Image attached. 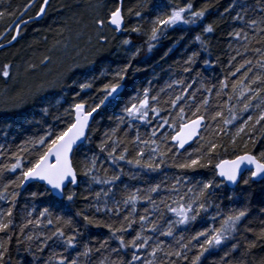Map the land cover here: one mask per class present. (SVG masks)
<instances>
[{
  "label": "trees",
  "instance_id": "16d2710c",
  "mask_svg": "<svg viewBox=\"0 0 264 264\" xmlns=\"http://www.w3.org/2000/svg\"><path fill=\"white\" fill-rule=\"evenodd\" d=\"M42 3L43 0H0V12L5 13L0 17V38L23 12L25 14L21 19L34 17ZM189 4L191 9L183 13V18L188 23L160 26L159 38L151 39L152 28L157 26L155 22L158 19H165L172 11L186 8ZM118 6L122 8L124 18L122 32L117 37L113 36L114 33H108L106 40L105 37L101 40L95 39L86 55L78 60H69L63 52L68 37L72 38L81 31L92 35L97 14L107 21L110 12ZM241 6L249 8L245 19L259 20L264 16V13L259 11V0H123L122 4L119 0H51L44 17L40 21L26 24L21 29L17 41L0 51V65H3V70L5 65L9 66L7 79L2 75L3 70L0 71V166L14 163L16 154L24 157V163L34 159V156L30 157L29 152L20 151L21 146L32 150V145L27 143L30 139H38L49 129L60 131L67 127V122L73 120V116L68 113L75 103L86 101V107L90 108L100 102L104 96L101 89L106 84H120L117 93L113 94L115 99L109 97V100L105 101V105L95 116L88 138L74 153V164L78 170L77 186L72 187L76 192L74 201L65 200L61 204L57 202L56 197L39 195L44 191L43 187L31 188L30 191L38 193L35 198L30 192L18 189L22 191V195L16 201L13 216L10 218L13 224L7 232L0 233V243L8 249L5 264H58L62 256L67 258L65 264H70L72 259H76L77 264H119L121 260L128 264L135 250L128 248L113 251L119 247V242L111 238L107 228L86 225L83 215L93 216L119 227L121 223H125L123 216L131 212V206H121L120 215L117 216L107 211L104 202L107 200L108 207L111 208L114 201H123L129 194L136 193L140 197L136 212L133 213L137 223L132 225L130 231L117 233L123 235L126 240H131L140 232L141 215L150 217L165 228L166 221L170 223L179 219L167 210L165 204L159 203L162 198L166 204L177 207V204L173 203L174 200L183 197L180 202L187 203L193 197L198 198L202 184L209 180L219 183L220 187L215 188L214 194L207 198L208 211L202 212L188 225L174 226L175 235L179 238L183 234L185 239L181 243H187L189 238L201 231L209 232L210 238L214 234L212 230L219 229L227 216L247 208L248 216L237 226V231L226 234L228 239L221 245L209 248L199 264H261L264 260V240L258 239L254 233L264 229V183L250 182L245 185L240 181L237 187L231 190L217 178L212 168L181 170L167 166L188 157L185 150L180 152V155H175L179 151L171 140L161 142L159 137L153 139L157 140L161 148L167 145L172 149L163 157L165 164L161 165L159 171L152 172L126 162L139 158L137 152L140 149H144L142 160L147 162L151 148L155 147L136 141L137 132L142 139H147L152 129L155 128L158 133L162 131L158 125L165 119L170 122L175 120L178 127L180 121L176 118L179 108H185L187 120L204 99L208 100V105L201 108L200 113L205 116L200 135L203 139L199 138L186 148L187 151L192 152L193 157L203 155L207 151L208 141H213L223 145L217 148L214 163L234 158L245 151L259 158V154L264 151V121L254 128V122L250 123L239 136H236V130L242 123L239 118L228 125L223 123V118L230 116L229 107L233 108L238 117H246L248 114L256 117L261 108H264V105H261V108L256 107L260 103L258 99L252 102L248 113H242L243 101L238 102L239 87L236 93L232 91L233 83L241 80L245 69L235 76L231 73L244 60L251 59L253 65L247 66L253 69L249 73L251 78L260 71L254 67L255 62L261 58L255 49L264 52V40H261L264 33L257 35L258 28L253 31L235 20L238 13L243 14ZM200 11H204V16L196 18L193 13ZM137 12L140 13L139 16L136 15ZM209 25L213 27L211 33L205 31ZM134 28L138 31H133ZM242 28L248 32L250 42L237 40L233 36L234 32ZM12 32L13 29L7 38ZM197 37H200V40H197ZM125 40L129 43L124 44ZM245 43L248 44L247 50L244 48ZM190 59L192 62L188 63ZM125 67L127 71L121 80L115 74ZM225 80L228 87L222 89L221 84ZM249 82L250 79L244 81V84ZM82 83H91L92 87L81 91ZM252 87L256 89L264 85L257 84ZM145 91L148 92L150 107L157 108L160 114L157 116L149 111L148 122L131 120L124 109L131 103L142 100ZM192 93L196 94L195 99L192 98ZM178 95L183 96V99L173 107L171 101ZM230 95L231 101L228 99ZM152 97L156 99L153 100ZM261 97L264 98V93H261ZM217 111L223 112V118L213 120L212 117ZM120 117H124V120L121 121ZM163 131L169 136L174 134V129L168 125H163ZM249 134L255 143L249 142ZM233 138L236 140L235 145L232 144ZM245 142H248L246 149ZM201 145L204 146L203 149ZM101 146L105 147L103 152L100 150ZM113 147L116 149V155L127 149L125 160H117L115 163L112 161L108 152ZM198 149L200 151H197ZM93 157L97 158V167L90 175L94 174L100 180H110L113 174H118L120 179L112 184H97L90 176L83 175L84 161ZM4 175L14 178L16 174L5 172ZM177 177L180 178L179 183ZM156 184H161V188L151 195L163 210V217H160L159 211L153 209L151 202L145 200L147 189ZM173 186L179 189V192H173ZM108 189H111V192L105 196L104 193ZM137 189L141 191L137 192ZM188 189L192 191L189 192ZM98 192L101 194L100 199L96 197ZM8 207L9 204L0 201V212H5ZM45 207L49 208L51 216L43 218L40 227L29 225L24 228V234L21 235V228L26 220L40 219L39 212ZM97 207L100 208L99 212L96 211ZM145 209L148 211L145 212ZM29 212L32 213L30 217ZM57 217L62 218L59 223ZM49 218L53 220L52 225L47 223ZM68 219H71V225L64 223ZM146 226L151 227V223L146 222ZM57 227L62 228L66 236L75 235L77 246L66 250V246L54 237L47 241V247L42 252L37 251L38 247L45 243L44 237L51 235ZM246 228L251 231H245ZM74 229H78V233ZM29 235H32V240L27 239ZM141 235L152 237L148 247L136 253L142 258L152 259L148 254L158 243L163 244L165 250L169 245L180 250V245L171 237L149 231H144ZM204 239L205 237H200L199 241L193 240L192 245H189L191 250H183L188 260L171 257V261L176 264H191L193 257L199 254L200 244ZM105 240L108 244H104ZM252 241L257 246L249 250L247 244ZM102 244L104 247L101 248ZM233 245H236L235 249ZM86 247L91 249L89 255H81ZM163 259H166L163 253L157 252L158 264ZM135 264H143V260L136 261Z\"/></svg>",
  "mask_w": 264,
  "mask_h": 264
},
{
  "label": "snow or ice",
  "instance_id": "6c2138e0",
  "mask_svg": "<svg viewBox=\"0 0 264 264\" xmlns=\"http://www.w3.org/2000/svg\"><path fill=\"white\" fill-rule=\"evenodd\" d=\"M44 5L48 4V0H43ZM122 4L123 0H119ZM242 13H238L235 16V20L239 21L240 23L246 25L247 27L251 28L253 31H256L258 28L257 35L259 33H264V27H260V25H264V16H261L259 20L257 19H245L248 14L249 8L247 6H241ZM191 9V5L189 4L186 8H180L179 10L172 11L171 15L165 19H158L152 28L151 39L157 40L158 33L161 32V27L163 25L172 26L178 22L188 23L187 20H184L183 13ZM27 9H25L26 11ZM259 11L264 13V0H259ZM41 14L44 12V7L40 9ZM5 15L4 12H0V17ZM136 15H140L139 12ZM193 15L196 18H202L204 16V11L195 12ZM99 29H103L105 25L104 19H98L96 21ZM107 23L111 26H114L112 29L113 31H120L121 26L123 24V14L121 7H115L114 10L110 12V15L107 19ZM133 31H138V29H133ZM205 31L208 33L213 32V27L209 25L205 28ZM233 36L237 40L243 39V41H249V34L244 29H240L233 33ZM107 39L106 37L104 38ZM255 39V37H253ZM197 40H200V37H197ZM264 40V37L261 38ZM250 42V41H249ZM260 42V41H258ZM129 41L125 40L124 44H128ZM203 43V42H202ZM244 48L247 50L248 44H244ZM257 53H260L261 58L255 62L254 67L260 69L254 76L249 78V73L253 71L252 67H247L249 65H253V61L251 59L244 60L243 63L239 65L235 69L234 72L231 74L235 76L237 73L241 72L242 69L245 71L242 73L241 80L233 83L232 91L233 93L237 92V88L239 87V95H238V102L243 101V107L241 109L242 113H248L250 107H252V102L256 100H260V103L256 105L257 108H261V105H264V98L261 97V93H264V87H258L253 89L252 85H264V52L261 49H255ZM239 54V51H238ZM235 59V57H232ZM191 59L188 63H191ZM130 66V65H129ZM9 66L5 65L2 75L4 78L9 77ZM127 71V67L119 70L116 72V76L119 79L124 78V73ZM185 71H190V69H185ZM250 82L248 84H244V81ZM91 83H82L80 84L81 91L91 88ZM190 88L191 85H188ZM222 89L228 87L227 81H223L221 84ZM120 88L119 83H109L106 84L101 91L104 92V96L100 100L98 104L92 105L90 108L86 107L85 102L75 103L74 107L72 108L71 112L68 115L74 117L73 120L67 122V127L60 130L55 131L53 129H49L45 135L40 136L38 139H30L27 143L32 145V150L21 146L20 151L29 152L30 157L34 156V159H29L27 163H24V157L16 154L14 156V163L11 164H4L0 166V201H4L10 205L5 212H0V233L7 232L9 227L13 224V220L10 219L13 216V209L16 207V201L21 197L22 191L30 192L33 198L37 197L38 193L34 191H30L33 186L36 187H43L44 191L39 193V195H47L53 196L58 198V203L63 204L65 200L68 202L74 201L76 197V192L73 190L72 186L77 185L78 183V170L76 165L74 164V153L78 151L79 144L78 142H83V140L87 139L86 131L89 129V119L93 117L94 113H97L101 107L105 105V101L109 100V97H115L113 94L117 93L118 89ZM210 91V90H207ZM251 93V95H248ZM187 94V93H185ZM192 98L195 99V93H192ZM219 95V92L217 93ZM245 97L247 99L245 100ZM153 100L156 97H152ZM183 96L178 95L175 97L174 100L171 101L173 107H176L177 102L181 101ZM229 101L232 100V96L228 97ZM208 105V100L204 99L199 107L195 108V111L192 112L191 117L185 120L186 112L184 107L179 108V112L177 118L180 123L179 126H176V121H169L167 119L163 120V123L158 125L161 128V132H157L154 128L151 131V135L147 139H142L139 133L137 132L136 141L148 145L152 144L155 147L151 148V155H149L147 162H144L142 158L145 155L144 149H140L137 152V159L134 160H127L128 164H134L138 168H145L152 172H156L160 170L161 165L165 164V160L163 157L167 155L168 152L172 151L170 147L167 145L164 148L160 147V144L157 143L156 139L153 137H159L161 142L166 140H171L173 145L178 149H184L187 155V159L183 161L176 162L173 165L167 166H174L178 167L181 170H196L197 168L205 169V168H212L214 169L216 175L223 178V180L229 182L230 184L236 185L239 181H242L243 184L248 185L250 182H255L259 179L260 182L264 183V151L259 154V158L256 155L251 154L248 151H245L243 154H239L236 156L235 159L229 160H219L214 161V154H216L217 148L223 147V145L208 141L207 151L203 153V155L193 157L192 152L187 151L185 149V145L188 144L194 137L200 135V126L205 121V116L200 114L201 108ZM191 107V105H187ZM124 111L126 112L127 116L131 118V120H140L143 122H148V112H154L158 116L159 110L155 107H150L149 99H148V92H144V98L139 100L138 102H133L130 106H126ZM228 112L230 116L228 118H223V112L217 111L214 116L212 117L213 120L216 118H223V123L225 125L231 124L233 121L237 120L238 118L242 121V123L238 126L236 130V136H239L241 133H244L248 125L252 122V127L254 128L255 125L261 124L264 121V108H261L258 116L254 117L251 114H248L246 117L240 115L239 117L234 114V110L232 107L228 108ZM121 121L124 120V117H120ZM163 125H168L169 127L174 129L173 135H168L163 131ZM223 131V129H221ZM107 135V134H106ZM203 139V137H200ZM249 142L255 143V140L249 134ZM236 140L233 138L232 144L235 145ZM203 145H201V149H203ZM248 147V142H245L244 148ZM102 152L105 150L104 146H101L100 149ZM197 151H200L198 149ZM127 149L124 150L120 155H116V149L113 147L109 152L108 155L115 163L117 160H125L126 158ZM159 154V156L157 155ZM180 152H176L175 155H180ZM96 157H93L91 160L84 161L85 170L83 171V175L90 176V179L97 183L103 184H112L114 181L120 179V175L113 174L110 180H100L94 174L97 164H96ZM5 172H10L16 174L14 178L6 177L4 175ZM123 170L121 169V173ZM247 176V178H244ZM180 182V178L177 177V183ZM220 187L219 183H214L212 180H209L206 183L202 184V187L199 189L198 198L193 197L187 203H181L180 201L183 200V197H180L179 200H174L173 203L177 204V207H172V205L166 204L165 200L162 198L160 200V204H165V207L168 211L174 213L179 217L178 220L167 222V227H162L156 221H152L150 217L146 215L139 216V224H140V232H137L131 240H126L123 235H117V233H124L131 230L132 225L137 223V220L133 217V213L136 212V204L140 200V197L136 193L129 194L126 199L123 201L116 200L111 208L108 207V202L105 200V208L107 211L112 212L114 215L119 216L121 211V206L124 208L131 206V212L127 215L123 216V221L125 223H121L119 227H114L112 223H108L106 221L98 220L93 216L83 215V219L86 222V225H91L94 227H104L107 228L108 232L111 233V238H115L119 242V247L113 249V251H120V249H128L132 248L135 252L132 255L131 261L128 264H135L136 261L143 260V264H158L157 262V252H162L163 256L166 259L160 260L159 264H176L175 261H171V257H176L177 260L184 259L188 260V256L184 249H189V245H192L193 240L199 241L200 237H205L204 241L200 244L199 254L195 255L191 260V264H199L201 257L204 255L205 252L209 251V248L221 245L225 240L228 239L226 234L233 233L237 231V226L244 220L246 216H248V209L242 208L239 211L234 212L232 215L227 216L226 219L223 220L219 229H213L212 234L209 238V232L201 231L198 234L192 236L187 240V243H181L185 239L183 234L177 238L174 232V226L176 225H188L190 222H193L201 215L202 212L208 211V203L207 198L211 197L214 194V189ZM161 188V184H156L153 187L147 189L148 195L145 196V200L151 202L153 205V209L155 211L160 212V217H163L164 213L158 205L157 201L153 198L151 193H157ZM209 189H213V191H208ZM173 192H179L175 186L171 189ZM140 189H137V192H140ZM189 192L192 189H188ZM108 192H111V189H108L104 195L107 196ZM100 193H96L97 199H100ZM97 212L100 211V208L97 207ZM148 209H145L147 212ZM6 213V214H5ZM191 213V215H189ZM80 213H78L79 215ZM32 215L31 212L28 213L30 217ZM51 216V212L48 207H45L42 211L39 212L40 219H27L26 223H24L23 227L21 228V235L24 234V228H27L29 225H35L36 227L41 226V220L45 217ZM57 223L62 219L61 217H57ZM215 219V217H213ZM146 222L151 223V227L146 226ZM47 223L49 225L53 224L52 219H48ZM66 225H71V219L64 221ZM78 233V229H74ZM149 231V232H158L160 236L164 237H171L176 244L180 245V250L173 248L169 245L167 250L164 249L163 244L158 243L154 247H152L151 251L149 252V256L152 259H145L141 256L137 255L139 251L143 248L148 247L149 241L152 239L151 236H143L141 235L142 232ZM245 231H251V229H245ZM257 235L258 239L264 240V229H261L259 233H254ZM56 238L59 243H62L66 246V250L69 248H75L77 245L75 243L76 236L75 235H68L66 236L64 230L62 228H55V230L51 233V235H47L44 237L45 243L38 247L37 251H43L45 247H47V241L53 238ZM28 240H32V235L27 237ZM9 240H11V236H9ZM104 244H108V241L105 240ZM104 244L101 245V248L104 247ZM257 245L254 241L249 242L247 244V248L250 250L255 248ZM235 249L236 245L232 246ZM8 249L0 243V264H5V255L7 254ZM91 249H87L81 253V255L87 256L89 255ZM99 251V249H97ZM62 255V254H61ZM36 259V257H33ZM67 258L63 257L59 260L58 264H65V260ZM70 264H77L76 259H72ZM119 264H124L121 260ZM243 264V262H240ZM261 264H264V260L261 261Z\"/></svg>",
  "mask_w": 264,
  "mask_h": 264
},
{
  "label": "rangeland",
  "instance_id": "374dc122",
  "mask_svg": "<svg viewBox=\"0 0 264 264\" xmlns=\"http://www.w3.org/2000/svg\"><path fill=\"white\" fill-rule=\"evenodd\" d=\"M34 1H36V0H34ZM97 9H99V8L97 7ZM24 14L25 13L23 12L17 20H19ZM98 15L99 14H97V17L94 19V29H93L92 35H88L85 31H81L80 34H76L72 38H71V36L68 37L67 44L63 48V52L65 53L66 57L69 58V60L70 59L78 60L84 54L86 55L87 52L89 51V48L92 46V43L95 41V39L101 40L102 37H106L108 35V33H110V34L114 33L113 36L117 37L122 32V30L113 31L112 29L111 30L113 32H110L111 30H109V28H108L107 21H105V25H104L103 29L102 30L99 29L96 21L98 19H101V17H99ZM13 25H14V23L7 30V32H9V33L11 32ZM2 70H3V65H0V71H2Z\"/></svg>",
  "mask_w": 264,
  "mask_h": 264
},
{
  "label": "water",
  "instance_id": "95a60500",
  "mask_svg": "<svg viewBox=\"0 0 264 264\" xmlns=\"http://www.w3.org/2000/svg\"><path fill=\"white\" fill-rule=\"evenodd\" d=\"M50 1H51V0H48V4H47V5H44V2L42 3L41 7H44V12H43V14H41V12H40V10H39V12H38L34 17H30V18H26V19H21V18H22V17H21L19 20H17V21L15 22L16 24H15V28H14V30H13V37H12V39H11L9 42L1 43V44H0V51H1L2 49H4V48H7V47L13 45V44L17 41L21 29H22L26 24H28V23H30V22H37V21H40V20L44 17V15H45V13H46V10H47V8H48V5H49ZM40 9H41V8H40ZM123 25H124V19H123V24H122V26H123ZM108 26H109L110 28H112V29L114 28V26H111V25H109V24H108ZM122 26H121V27H122ZM96 114H97V113H94V114H93V117H91V118L89 119V129L86 131V135H87V136H88V133H89L90 127H91V125H92V123H93V121H94V119H95ZM73 119H74V117H73ZM204 124H205V121H204V123L200 126V135H201V133H202V130H203V126H204ZM200 135L197 136V137H194V138H193L188 144H186V145H185V149L188 148V147H190L191 145H193V144H194V143L200 138ZM85 141H86V139L83 140V142H78L79 147H80L81 145H83V144L85 143ZM171 142H172V141H171ZM172 144H173V142H172ZM176 148H177V147H176ZM177 150H178L179 152L184 151V149H178V148H177ZM235 158H236V157L231 158V159H235ZM225 160H229V159H225ZM216 176H217V178H218L220 181L224 182V184H225L229 189H231V190L235 189V188L237 187V185L240 183V181H239L236 185H233V184H230L229 182L223 180V178L219 177L218 175H216ZM255 182L257 183V182H260V181H259V179H257V181H255ZM76 186H77V185L72 186V187H76Z\"/></svg>",
  "mask_w": 264,
  "mask_h": 264
},
{
  "label": "bare ground",
  "instance_id": "6f19581e",
  "mask_svg": "<svg viewBox=\"0 0 264 264\" xmlns=\"http://www.w3.org/2000/svg\"><path fill=\"white\" fill-rule=\"evenodd\" d=\"M123 19H124V18H123ZM15 24H16V23H14V25L12 26V29H13V30H14V28H15ZM107 25H108V23H107ZM123 26H124V25H123ZM123 26H122V27H123ZM108 27H109V26H108ZM122 27H121V28H122ZM109 28H110V27H109ZM110 29H112V28H110ZM6 32H7V31H6ZM6 32H5V34L0 38V44H1V43L9 42V41L12 39V37H13V32H12V34H11V36H10L9 38H7V35L9 34V32H7V33H6Z\"/></svg>",
  "mask_w": 264,
  "mask_h": 264
}]
</instances>
